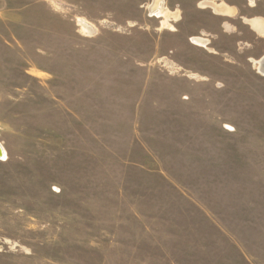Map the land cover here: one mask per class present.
<instances>
[{
	"label": "rangeland",
	"instance_id": "rangeland-1",
	"mask_svg": "<svg viewBox=\"0 0 264 264\" xmlns=\"http://www.w3.org/2000/svg\"><path fill=\"white\" fill-rule=\"evenodd\" d=\"M262 57L264 0H0V264H264Z\"/></svg>",
	"mask_w": 264,
	"mask_h": 264
},
{
	"label": "bare ground",
	"instance_id": "bare-ground-1",
	"mask_svg": "<svg viewBox=\"0 0 264 264\" xmlns=\"http://www.w3.org/2000/svg\"><path fill=\"white\" fill-rule=\"evenodd\" d=\"M203 4H207V2H203ZM212 4V3H211ZM212 5H214V7H215V4H212ZM225 8V7H224ZM224 8H221V9H219V12H220V10H222V11H227V8H226V10H224ZM218 11V10H217ZM228 12V11H227ZM166 25L167 26H170L168 23H166ZM254 25H256V23H255V21H254ZM259 65H260V69L261 70H264V57H262L261 59H259V60H257L256 61Z\"/></svg>",
	"mask_w": 264,
	"mask_h": 264
}]
</instances>
